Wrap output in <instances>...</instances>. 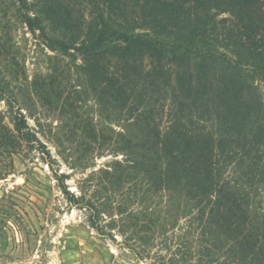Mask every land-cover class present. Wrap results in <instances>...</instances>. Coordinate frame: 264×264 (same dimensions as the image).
<instances>
[{
	"label": "trees",
	"instance_id": "16d2710c",
	"mask_svg": "<svg viewBox=\"0 0 264 264\" xmlns=\"http://www.w3.org/2000/svg\"><path fill=\"white\" fill-rule=\"evenodd\" d=\"M39 5L42 18L25 15L27 28L45 34L42 23H52L60 38L51 43L82 58L100 105L139 129V136L113 142L130 157L119 169L134 197L143 184L182 198L197 210L203 237L218 240L216 251L227 248L239 264H264V216L251 210L245 189L264 185V111L254 88L255 81L264 83V0H134L137 12L129 13L125 0H93L87 24L64 0ZM152 92L172 105L165 132ZM12 117L19 139L31 144L21 111ZM229 167L240 183L226 176ZM57 181L101 234L106 206Z\"/></svg>",
	"mask_w": 264,
	"mask_h": 264
},
{
	"label": "rangeland",
	"instance_id": "374dc122",
	"mask_svg": "<svg viewBox=\"0 0 264 264\" xmlns=\"http://www.w3.org/2000/svg\"><path fill=\"white\" fill-rule=\"evenodd\" d=\"M64 1L86 24L92 21L93 0ZM133 2L125 0L128 13L137 12ZM40 10L39 0H0V98L13 106L0 100V264H239L227 248L216 251V238L203 237L187 201L143 184L134 197L119 169L130 157L113 142L139 136V129L124 113L100 105L82 58L51 43L60 38L52 23H42L45 34L27 28L23 17L40 18ZM254 88L264 111V83L257 80ZM150 96L165 132L170 99ZM17 109L31 144L14 130ZM226 176L240 183L230 167ZM57 178L70 194L106 206L101 234L88 225L86 211L66 200ZM245 189L251 210L264 216V185Z\"/></svg>",
	"mask_w": 264,
	"mask_h": 264
}]
</instances>
